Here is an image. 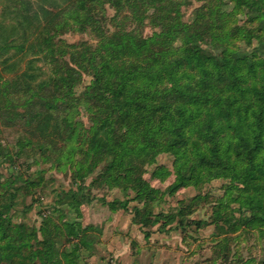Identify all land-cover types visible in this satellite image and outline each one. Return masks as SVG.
Returning a JSON list of instances; mask_svg holds the SVG:
<instances>
[{
  "label": "trees",
  "instance_id": "trees-1",
  "mask_svg": "<svg viewBox=\"0 0 264 264\" xmlns=\"http://www.w3.org/2000/svg\"><path fill=\"white\" fill-rule=\"evenodd\" d=\"M0 1H5L0 10V133L21 127L29 138L22 146H30L43 158L48 153L57 154L55 161L63 158L73 167L71 187L57 193V205L77 211L88 203L85 182L95 171L93 183L130 188L141 199L148 191L140 175L142 167L154 163L162 151L178 152L191 167L177 171L176 187L233 180L243 188L240 205L247 213L225 219L229 224L235 220L229 231L254 230L264 242V0H236L251 15L249 22L258 23L259 35L248 36L257 39V46L248 53L218 47L229 35L220 25L216 29V12L212 28L206 32L208 49H202L196 38L186 33L194 43L177 55H171L167 47L158 53L147 39L121 32L79 54L81 64L74 62L75 66L87 67L91 78L82 97L89 104L92 128L83 140L82 129L78 133V125L69 116L79 102L75 88L80 72L53 60L58 51L53 38L68 25L65 16L80 28L96 29L94 5L107 1L120 6L122 0ZM124 2L134 11L139 5V0ZM49 4L54 5L46 8ZM39 14L45 15V23L41 22L35 32L33 24ZM47 14L51 15L48 20ZM124 56L134 60L121 62ZM47 60L55 68L48 75L36 66ZM124 127L126 132L119 136ZM75 138L85 141L68 154L64 148ZM55 141L60 146L53 150L50 144ZM3 151L0 144V155ZM40 179L35 182L16 176L0 184V264H75L77 248L71 254L60 252L57 242L63 235L67 240L78 239L83 230L78 222H72L64 224L63 234L50 217L43 218L40 228L43 240L38 243L43 256L36 261L11 258L12 253L37 240L35 231L28 233L23 223L5 218L16 204L11 189L20 181L29 190ZM252 195L262 199L260 207L253 206ZM152 218L144 208L134 222L147 228L161 221L159 214ZM167 219L162 227L172 224L173 217ZM214 219V224L224 220L220 212ZM191 223L199 228L204 225Z\"/></svg>",
  "mask_w": 264,
  "mask_h": 264
},
{
  "label": "rangeland",
  "instance_id": "rangeland-1",
  "mask_svg": "<svg viewBox=\"0 0 264 264\" xmlns=\"http://www.w3.org/2000/svg\"><path fill=\"white\" fill-rule=\"evenodd\" d=\"M124 1L120 6L107 1L94 5L96 29L80 28L73 19L65 16L68 25H63L59 35L53 38V45L58 50L53 60L80 72L81 79L75 88L79 102L69 111V116L78 125L75 126L77 132L82 129V140L92 128L87 110L89 104L84 103L82 97L91 78L87 67L81 69L75 63L80 66L79 54L95 49L105 37L125 32L138 39H147L158 53L167 47L171 55H177L193 42L186 36L189 33L202 49H208L210 38H206V32L212 28L218 12L216 29L220 25L221 31L229 35V39L218 47L228 46L248 53L257 46V39H248V36L251 33L259 35L258 23L249 22L251 15L236 0H139L136 11ZM4 4L5 1H0V10ZM53 5H46V8ZM45 10L51 14L56 12ZM43 16L39 14L35 20V32L41 22L45 23ZM46 16L48 20L51 15ZM132 60L133 57L124 56L121 62ZM36 66L47 75L55 70L49 60L37 62ZM126 130V127L121 128L119 136ZM26 138L29 139L21 127H9L0 133V144L4 147V153L0 155V184L14 180L16 176L35 182L41 178L38 185L29 190L24 189L20 181H15L11 189L16 204L5 218L14 224L23 223L28 233L35 231L37 236L36 241L18 253H12V259L35 260L43 256L38 243L43 240L40 228L43 218L50 217L63 234L67 223L78 222L83 230L84 234L78 239L67 240L63 235L57 242L60 252L71 254L73 248H77L73 254L75 264H264V242L259 233L242 228L230 232L235 220H230V224L225 221L238 218L245 211L240 205L244 201L243 188L233 180L215 179L197 187H176L177 171L190 169L191 163L182 160L178 152L162 151L154 163L146 164L140 170L142 179L148 184V191L141 199L130 188L93 183L95 171L85 182L89 186L90 201L74 211L67 205L56 204L57 193L71 187L73 167L63 158L55 161L57 154L48 153L43 158L30 146H22ZM84 141L75 138L64 151L70 154L71 148ZM54 146H60L58 141L50 144L53 150ZM7 153L11 157L9 160ZM251 200L254 207H260L263 202L256 195H252ZM144 208L154 217L151 220L159 214L160 223L144 228L134 222L138 211ZM216 212H220L224 220L214 224ZM168 216L173 217L172 224L162 227ZM192 221L204 225L199 228Z\"/></svg>",
  "mask_w": 264,
  "mask_h": 264
}]
</instances>
